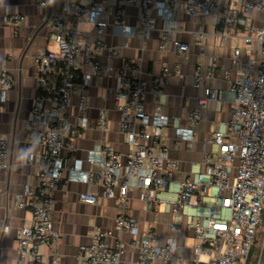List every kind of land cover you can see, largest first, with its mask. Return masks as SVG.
I'll return each instance as SVG.
<instances>
[{"label": "built area", "instance_id": "1", "mask_svg": "<svg viewBox=\"0 0 264 264\" xmlns=\"http://www.w3.org/2000/svg\"><path fill=\"white\" fill-rule=\"evenodd\" d=\"M249 17L262 12L258 27L247 24L240 9L226 7L218 21L216 37L221 44L240 38L247 45V55L241 58V46L231 45L232 61L241 72L229 89L232 100L231 117L220 123L202 141L200 166L182 180H175L178 161L170 156L166 130L173 129L172 143L179 147L190 144L200 125V113L209 102L218 100L213 86L215 60L203 67L197 63L190 76L195 90V106L185 113V125L180 118H171L160 110L161 89L169 79L170 69L143 80L141 58L120 57L136 36L143 42L154 32L159 36L162 53L188 52L189 46L177 40V14L206 18L222 11L223 0H62L58 11L50 15L45 25L50 30L49 42L56 49H43L34 59L35 86L25 123V163L34 168L36 185L24 184L16 195L19 208L31 213L29 224L16 229V248L20 264H58L56 243L58 232L53 228L54 193L62 181L100 185V193L84 191L80 202L96 204L98 200H114L117 214L114 226L129 235L127 242L118 241L110 247V231L95 228L90 242L81 245L78 264H121L125 246L137 252V264H247L256 242L264 245V0H239ZM46 0H40L41 7ZM136 9L135 24L127 22L124 9ZM25 16L6 13L4 22L16 28ZM82 24L89 30L81 28ZM241 28L243 35L231 34ZM193 35L202 36L201 31ZM119 38V45H107L106 37ZM256 42L257 56L251 54ZM105 55L106 63L100 62ZM119 58V64L114 60ZM173 74L180 75V63ZM114 78L107 95L113 109L119 113V132L128 146L125 161L105 140H98L87 152L86 161L96 169H84L83 161H67L62 155L66 147L84 137L90 129L103 135L109 132V120L104 108L91 109L89 88L94 78ZM15 85L13 74L0 67V102L7 100ZM155 97L156 111L147 113L143 97ZM76 98V103H73ZM9 140L0 134V172L7 168ZM139 190V199L148 211L163 205L171 215L172 235L160 245L155 233L140 228L128 214L129 192ZM8 226L4 231L7 232ZM186 229L195 243L185 257L176 234ZM259 242V241H258ZM46 247V255L43 248ZM186 248V246H185ZM50 259V262L48 261Z\"/></svg>", "mask_w": 264, "mask_h": 264}, {"label": "crops", "instance_id": "2", "mask_svg": "<svg viewBox=\"0 0 264 264\" xmlns=\"http://www.w3.org/2000/svg\"><path fill=\"white\" fill-rule=\"evenodd\" d=\"M255 2L256 0H246ZM40 0H0V67L4 65L14 76L15 85L9 92L7 100L0 102V134H5L9 140V157L7 168L0 172V264H20L16 248V229L29 224L31 213L27 208H19L16 195L21 192L24 184L36 185L34 168L25 163V123L27 121L32 101L38 95L35 86L36 55L43 49H56V45L49 42L50 30L43 24V20L56 13L62 0H46V6L39 5ZM240 9L246 18L247 24L258 27L263 22L262 12H256L249 17L239 0H223L222 11L217 15H210L205 19L179 12L176 16L178 22L174 37L189 46L188 52L162 53L159 49V36L154 32L143 42L144 49L138 53L142 41L135 37L128 49H121L120 57L135 59L140 57L143 68V80L149 83L151 79L162 73V67L167 65L170 69L169 79L161 89L160 110L171 118H180V125H185V113L195 106V90L191 85L190 76L197 63L207 67L215 57V72L213 86L218 91V100L211 101L201 110L200 125L194 140L190 144L182 143L175 147L172 143L173 129L166 130L165 141L170 147V156L178 161L179 169L175 180L184 179L191 170H196L202 159V141L220 124L228 122L231 117L232 100L229 93L231 83L237 79L241 72L239 64L232 61L231 45L237 43L241 46V58L247 55V45L240 38L230 39L221 44L216 37L218 21L230 5ZM127 22L135 24L137 21L136 9H124ZM17 14L25 16V21L18 27L11 28L4 22V15ZM81 28L89 30V26L82 24ZM201 31L202 36L193 35ZM231 34L243 35L241 28L234 29ZM107 45H119L120 39L106 37ZM257 43L251 47V54L256 57ZM114 65L119 64V58ZM100 62L105 64V55L100 56ZM175 63H180V75L173 74ZM114 78L96 77L89 88L91 109L89 114L96 116L97 109L104 108L109 120V132L90 129L83 138L75 140L73 146L66 147L62 155L67 161L80 159L84 169H96L86 161L87 152L91 150L100 139H105L111 147L122 156L125 161L128 146L124 136L119 132V113L113 109L112 99L107 95V88L114 85ZM154 96L147 93L143 97L144 109L153 113L157 109ZM73 103H76L74 98ZM100 185H91L78 182H65L59 184L54 193L55 205L52 211L53 228L59 237L56 243L58 264H78L77 253L81 245L90 242V234L95 228L107 230L111 235L107 237L110 247H115L118 241L127 242L129 235L118 232L114 226L117 208L114 200L99 199L96 204L90 205L79 201L78 194L84 191L100 193ZM139 190L129 192L128 214L133 216L140 228H149L155 233L156 241L162 245L172 235L170 230L171 215L164 209L148 211L139 199ZM5 226L9 229L4 231ZM189 233L186 229L176 234L179 242L178 253L187 256ZM195 241L193 240V244ZM192 244V245H193ZM186 246V248H185ZM47 255L48 250L43 248ZM50 262V259H48ZM137 252L125 246L121 264H137Z\"/></svg>", "mask_w": 264, "mask_h": 264}, {"label": "rangeland", "instance_id": "3", "mask_svg": "<svg viewBox=\"0 0 264 264\" xmlns=\"http://www.w3.org/2000/svg\"><path fill=\"white\" fill-rule=\"evenodd\" d=\"M160 209L161 210L164 209V206L161 205L158 208V210H160ZM258 241L256 242V245H255L256 252H255V254H253L251 256L250 261H249L248 264H258L259 255H260V251H261V246H262V243H263V238L261 237L260 240H258ZM192 244H193V239L192 238H189L188 239V242H187V245L190 247V246H192ZM259 264H264V245H263V252H262V256H261V260H260Z\"/></svg>", "mask_w": 264, "mask_h": 264}, {"label": "trees", "instance_id": "4", "mask_svg": "<svg viewBox=\"0 0 264 264\" xmlns=\"http://www.w3.org/2000/svg\"><path fill=\"white\" fill-rule=\"evenodd\" d=\"M255 252H256V248L254 247L253 250H252V252H251L250 258H251V256H252L253 254H255ZM250 258H249V260H248V263H249V261H250ZM248 263H247V264H248Z\"/></svg>", "mask_w": 264, "mask_h": 264}, {"label": "water", "instance_id": "5", "mask_svg": "<svg viewBox=\"0 0 264 264\" xmlns=\"http://www.w3.org/2000/svg\"><path fill=\"white\" fill-rule=\"evenodd\" d=\"M49 16H50V15H48V16L43 20V24H42V25H45V23H46V21H47V19H48Z\"/></svg>", "mask_w": 264, "mask_h": 264}]
</instances>
